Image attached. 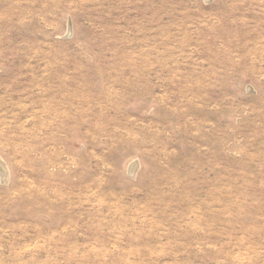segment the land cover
Wrapping results in <instances>:
<instances>
[{"label":"rangeland","instance_id":"1","mask_svg":"<svg viewBox=\"0 0 264 264\" xmlns=\"http://www.w3.org/2000/svg\"><path fill=\"white\" fill-rule=\"evenodd\" d=\"M0 162V264H264V0H0Z\"/></svg>","mask_w":264,"mask_h":264},{"label":"bare ground","instance_id":"2","mask_svg":"<svg viewBox=\"0 0 264 264\" xmlns=\"http://www.w3.org/2000/svg\"><path fill=\"white\" fill-rule=\"evenodd\" d=\"M0 165H1V162H0ZM2 167H3V164H2ZM2 167H0V172H1L2 174L6 175L5 170H1ZM135 167H136V166H135ZM133 169H134V167H133Z\"/></svg>","mask_w":264,"mask_h":264}]
</instances>
